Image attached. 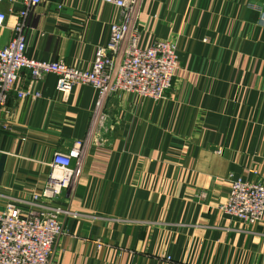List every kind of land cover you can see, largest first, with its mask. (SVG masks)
<instances>
[{"label":"crops","instance_id":"crops-1","mask_svg":"<svg viewBox=\"0 0 264 264\" xmlns=\"http://www.w3.org/2000/svg\"><path fill=\"white\" fill-rule=\"evenodd\" d=\"M61 6V7H60ZM23 0H4L0 47ZM119 11L104 0H42L26 19L32 59L89 70ZM139 46L176 44L172 88L160 100L23 69L0 109V211H24L70 154L72 184L52 264H264V221L221 209L235 179L264 183V0H142ZM34 91L41 97H18ZM83 141L76 150L75 143ZM54 171V172H53Z\"/></svg>","mask_w":264,"mask_h":264},{"label":"built area","instance_id":"built-area-1","mask_svg":"<svg viewBox=\"0 0 264 264\" xmlns=\"http://www.w3.org/2000/svg\"><path fill=\"white\" fill-rule=\"evenodd\" d=\"M0 30L7 14L1 9ZM119 11L118 21L112 23L109 43L96 51L89 70H81L65 61H44L26 55V19L30 9L42 0H23L24 8L14 27L9 43L0 47V109L6 105L9 92L16 89L20 72L29 69L33 81L49 73L58 76L57 89L68 95L77 84L90 85L99 90L102 102L110 95L129 92L140 97L160 100L172 88L178 66L176 44L171 40H156L147 49L139 46V19L142 0H104ZM61 7V6H60ZM41 97V93L19 91L18 97ZM1 125V122H0ZM83 145L79 140L76 150ZM70 154L56 153L52 160L55 172L40 193H33L31 207L24 211L15 199L0 211V264H52L59 239L65 234L62 216L67 209L52 206L63 190L72 184L75 174ZM221 209L246 224L264 221V183L235 179L226 203Z\"/></svg>","mask_w":264,"mask_h":264}]
</instances>
